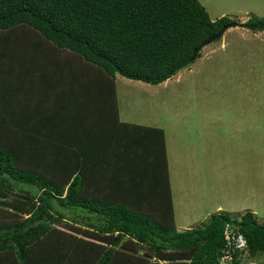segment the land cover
<instances>
[{
  "label": "trees",
  "instance_id": "trees-1",
  "mask_svg": "<svg viewBox=\"0 0 264 264\" xmlns=\"http://www.w3.org/2000/svg\"><path fill=\"white\" fill-rule=\"evenodd\" d=\"M236 22L229 17L212 20L198 0H0V33L28 27L56 49L79 56L93 68L85 75L100 80L97 86L87 87L92 101L89 106L96 119L103 114L118 119L117 76L154 86L165 83L201 57L207 40ZM243 27L253 33L264 32V17H252ZM41 60L42 56L40 67L46 69ZM27 65L24 70L28 74L31 62ZM39 79V83L44 80V88L52 89L50 82L45 81L47 75ZM31 87L36 88L35 84ZM38 108L32 106L34 110ZM50 110L48 107L40 112L44 115ZM28 119L35 122L33 116ZM44 124L47 128L54 125L48 120ZM142 129L149 136L145 143L147 153L137 156V160L158 171L156 183L166 186L161 204L147 201L145 206L137 196L126 200L113 191L95 194L86 184L84 164L73 176L63 175L60 182L56 181L50 174L53 169L44 171L31 163L25 168L15 148L0 146V260L13 256L22 264H32L41 254L39 250L47 253L44 248L34 249V243L40 240L37 246L40 245L55 223L71 219L86 229L77 230L82 236L78 239L80 246L59 248L61 264H220L228 224L246 239L247 256H264V223L250 211L239 219L228 212H217L200 228L177 231L172 218L164 132ZM73 135L68 126L63 136ZM133 135L128 132L126 139H133ZM122 148L128 146L124 143ZM118 160L112 166L115 186L122 173L119 157ZM135 160L132 156L127 162L134 164ZM17 193L21 196L16 197ZM169 208V220L163 219ZM238 258L235 255L232 264H241Z\"/></svg>",
  "mask_w": 264,
  "mask_h": 264
},
{
  "label": "rangeland",
  "instance_id": "rangeland-1",
  "mask_svg": "<svg viewBox=\"0 0 264 264\" xmlns=\"http://www.w3.org/2000/svg\"><path fill=\"white\" fill-rule=\"evenodd\" d=\"M198 1L214 21L229 17L243 24L252 17H264V0ZM39 54L47 72L38 63ZM29 61L32 72L27 67V74L24 68ZM89 70L93 68L79 56L56 49L28 27L0 33V146L15 148L25 168L31 163L44 171L53 169L50 174L60 182L63 175L73 176L76 166L81 167L82 150L74 152L76 139L63 134L74 121L82 129L83 118L90 114L87 87L97 86L100 80L85 75ZM46 75L51 90L43 87L44 80L37 81ZM138 83L118 76L116 102L122 117L167 133V145L174 154L176 208L198 215L191 229L207 223L208 213L219 204L235 219L254 211L264 223V32L253 33L243 26L229 29L220 40L204 47L193 65L169 81L157 86ZM48 107L50 113L42 115L40 111ZM31 116L34 123L28 119ZM46 120L54 125L47 128ZM90 120L85 118L86 125ZM106 140L109 145L111 140ZM178 155L182 159L177 164L174 156ZM70 230V221L55 223L44 242L50 245L55 239L57 251L44 250L54 251L51 255L58 254L60 260L59 248L80 246L77 235L71 239L60 236ZM240 261L264 264V256H242Z\"/></svg>",
  "mask_w": 264,
  "mask_h": 264
},
{
  "label": "crops",
  "instance_id": "crops-1",
  "mask_svg": "<svg viewBox=\"0 0 264 264\" xmlns=\"http://www.w3.org/2000/svg\"><path fill=\"white\" fill-rule=\"evenodd\" d=\"M118 77V76H117ZM117 77L115 79V86H116V94H117V100H118V86L116 84ZM138 82V81H137ZM142 82H139L138 84H141ZM157 86V85H156ZM90 103L87 104V109L89 111V115L83 118L84 124L81 129L78 128L79 122H73V126L71 127L69 125L71 133L74 135L72 138H76L73 150L74 152L81 151V155L84 158L81 160L82 165L84 164L85 168L83 167V171L86 173V184L89 189H91L95 194H104L106 191L114 192L119 195L120 198L126 199L132 198L135 199L138 197V200L145 205L147 204V201L150 204H161L162 200L165 199V189L166 186L160 183H156V176L155 173H158V171H153V168L149 166V164L146 162H139L137 160V156H144L147 152L145 149V143L147 141L146 137L148 132L143 130L142 128H151V129H160L157 127H151L149 125H145L143 123L133 122L131 119H126L122 117V112L120 110L119 102L117 101V107H118V119L110 118L108 114H101L102 116L100 118H95V111L92 112L90 109ZM67 109L69 107H66ZM77 106L74 108L75 112ZM83 110L86 108V102L83 107H81ZM69 111L66 110L65 113ZM85 118H91L88 125L85 123ZM112 122V123H111ZM114 122V123H113ZM114 130H113V128ZM163 130V129H160ZM90 131V132H89ZM113 133L112 136H110V133ZM133 133V139H126L127 133ZM164 137H165V149H166V157H167V165H168V178H169V190H170V197H171V209H172V218L175 222V227L178 232H184L185 230H190L193 228V226L197 223H194L198 220V215L196 213L194 214H187L184 213V211H178L176 208V192H175V186H174V179H173V173H172V157L173 152L168 148L167 145V133L163 130ZM107 135H109L107 137ZM123 135V138L121 139V136ZM107 138L111 140V143L108 145ZM139 139L140 143H137V140ZM129 141V143H126ZM128 146V148H122V144ZM98 153V155H97ZM134 156L135 163L134 164H128V160ZM118 157L120 158L121 162V171L122 173H119L117 176V180L119 181L118 184L115 186V180L112 179V175L114 174L113 164H116L119 162ZM178 157L176 159V163L178 164L180 162V159L182 157L180 155L174 156ZM85 160V161H84ZM184 160V159H183ZM94 166V167H92ZM184 166V162H183ZM174 168H176V164L174 165ZM82 167H79L77 172L81 171ZM149 173L153 174L152 176H149ZM112 176V177H111ZM135 176V177H134ZM138 181H137V178ZM137 182V183H136ZM178 182V181H177ZM164 189V191H163ZM135 191H138V193H133ZM160 194V195H159ZM159 195V196H157ZM137 196V197H135ZM186 196V195H185ZM102 198V197H100ZM182 205V204H180ZM146 206V205H145ZM163 209V206H161ZM225 206H222L221 204L217 205L215 209H213L208 213V217H211L214 213L217 212H226ZM161 209V210H162ZM255 215L256 213L252 211ZM163 213V212H162ZM171 210L170 208L166 210L165 218L166 220H169ZM155 214V213H154ZM212 214V215H211ZM158 215V214H155ZM179 215V219L178 216ZM163 216V214H162ZM78 220V218H77ZM179 220L181 224L177 221ZM206 221V220H205ZM71 230L66 233H70L71 235H77V239H80L81 235H78L77 230L78 228H82L84 231L86 227L78 221H73L71 219ZM77 227V229L74 228ZM65 234H61L60 236H63ZM64 237V236H63ZM65 238V237H64ZM49 239V238H45ZM71 239V238H70ZM55 239L51 244H46L43 240L40 245H38L36 248H56V243H54ZM120 248V247H118ZM44 253V257L38 254V257L31 262L32 264H61V261L57 259L56 256H53L51 254ZM49 256L52 258L48 260ZM7 259L0 260V264H22L21 262L15 260V258L12 257H6ZM26 264V263H25Z\"/></svg>",
  "mask_w": 264,
  "mask_h": 264
},
{
  "label": "built area",
  "instance_id": "built-area-1",
  "mask_svg": "<svg viewBox=\"0 0 264 264\" xmlns=\"http://www.w3.org/2000/svg\"><path fill=\"white\" fill-rule=\"evenodd\" d=\"M224 235L227 244L220 259V264H232L235 255H239V260L242 256H247V241L233 225L228 224L226 226Z\"/></svg>",
  "mask_w": 264,
  "mask_h": 264
},
{
  "label": "water",
  "instance_id": "water-1",
  "mask_svg": "<svg viewBox=\"0 0 264 264\" xmlns=\"http://www.w3.org/2000/svg\"><path fill=\"white\" fill-rule=\"evenodd\" d=\"M242 26H243L242 23H237V22L224 26L223 28H221V30L219 31L217 35H215L214 37L210 38L209 40L205 42L204 47L216 42L217 40H220L229 29L236 28V27H242ZM198 52H199V49L195 51V55Z\"/></svg>",
  "mask_w": 264,
  "mask_h": 264
}]
</instances>
